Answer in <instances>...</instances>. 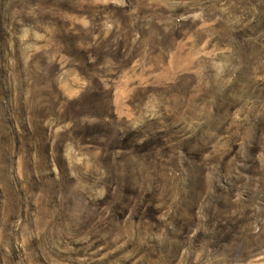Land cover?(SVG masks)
<instances>
[{"label": "rangeland", "instance_id": "1", "mask_svg": "<svg viewBox=\"0 0 264 264\" xmlns=\"http://www.w3.org/2000/svg\"><path fill=\"white\" fill-rule=\"evenodd\" d=\"M0 264H264V0H0Z\"/></svg>", "mask_w": 264, "mask_h": 264}]
</instances>
